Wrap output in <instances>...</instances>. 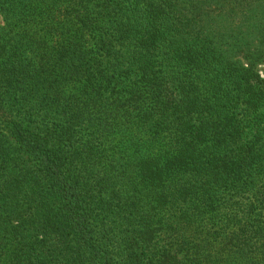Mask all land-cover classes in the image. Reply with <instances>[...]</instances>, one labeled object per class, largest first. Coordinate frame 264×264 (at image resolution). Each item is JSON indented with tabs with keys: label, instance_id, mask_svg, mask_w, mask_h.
Wrapping results in <instances>:
<instances>
[{
	"label": "trees",
	"instance_id": "trees-1",
	"mask_svg": "<svg viewBox=\"0 0 264 264\" xmlns=\"http://www.w3.org/2000/svg\"><path fill=\"white\" fill-rule=\"evenodd\" d=\"M0 264H264V0H0Z\"/></svg>",
	"mask_w": 264,
	"mask_h": 264
}]
</instances>
